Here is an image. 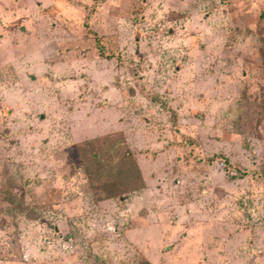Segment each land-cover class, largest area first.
<instances>
[{"label":"rangeland","instance_id":"obj_1","mask_svg":"<svg viewBox=\"0 0 264 264\" xmlns=\"http://www.w3.org/2000/svg\"><path fill=\"white\" fill-rule=\"evenodd\" d=\"M0 264H264V0H0Z\"/></svg>","mask_w":264,"mask_h":264}]
</instances>
